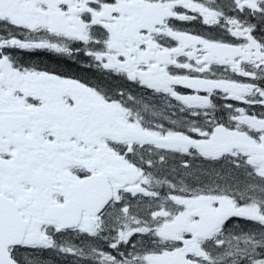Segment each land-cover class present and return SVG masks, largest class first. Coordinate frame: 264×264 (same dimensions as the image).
<instances>
[{"label": "snow or ice", "instance_id": "obj_1", "mask_svg": "<svg viewBox=\"0 0 264 264\" xmlns=\"http://www.w3.org/2000/svg\"><path fill=\"white\" fill-rule=\"evenodd\" d=\"M0 264H264V0H0Z\"/></svg>", "mask_w": 264, "mask_h": 264}]
</instances>
